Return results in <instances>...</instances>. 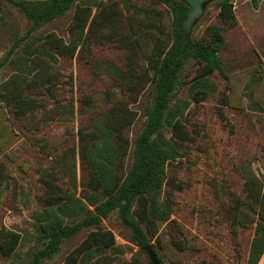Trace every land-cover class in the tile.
Returning a JSON list of instances; mask_svg holds the SVG:
<instances>
[{
    "label": "rangeland",
    "instance_id": "rangeland-1",
    "mask_svg": "<svg viewBox=\"0 0 264 264\" xmlns=\"http://www.w3.org/2000/svg\"><path fill=\"white\" fill-rule=\"evenodd\" d=\"M115 1L124 11V4L131 5L129 13L136 18L133 30L122 19L114 33L107 28L91 38L87 50L79 47L73 57L55 55L54 72L59 75L56 96H48L40 86L36 91L43 93L31 92L44 103L33 120H19L12 104L0 100V231L13 230L21 236L11 255H0V264H28L31 253L41 246L39 214L45 209V192L40 171L51 165L54 155L78 144L79 129L92 131L93 123L120 100L136 113L133 124L125 130L129 141L125 169L131 165L134 141L152 101L151 72H147L133 101L124 82L97 64L108 62L126 72L134 60L144 72L143 52L149 53L158 37L168 40L173 16L167 6L151 0ZM230 1L237 19L235 26L228 28L220 22L218 0H213L190 34L192 42L205 36L209 26L222 28L225 46L218 56L224 75L215 70L207 78V86H197L194 76L200 65L190 57L178 74L177 87L170 98V107L186 103L182 120L192 139L186 143L183 156L167 167L168 175L174 173L183 189L172 192V213L159 226V243L155 238L150 242L166 264H244L254 232L253 227L239 229L234 237L227 210L235 197L244 196L243 167H249L264 183V0H258L257 6L250 0ZM73 11L72 7L64 16L42 24L34 35L54 33L68 40ZM92 11L95 13V7ZM30 25L19 9L7 2L0 4V59ZM21 48L17 49L19 55L23 54ZM14 73L11 64L3 66L0 86ZM197 89L207 93L199 102L193 99ZM55 108L61 113L49 119V112ZM163 133L166 138L171 136L167 123ZM40 143L46 144L45 151L39 149ZM86 178L77 159V195ZM60 183L66 186L68 181L64 178ZM169 190L165 184L162 196ZM101 227L113 233L119 248L107 252L112 258L110 264H151L116 212L103 218ZM93 229L85 228L65 240L60 251L42 264H61ZM178 239L183 248L173 245ZM258 264H264V254Z\"/></svg>",
    "mask_w": 264,
    "mask_h": 264
},
{
    "label": "trees",
    "instance_id": "trees-1",
    "mask_svg": "<svg viewBox=\"0 0 264 264\" xmlns=\"http://www.w3.org/2000/svg\"><path fill=\"white\" fill-rule=\"evenodd\" d=\"M151 1L167 6L173 18L168 40L158 37L153 49L149 53L143 52L145 71L142 72L134 60H131L126 72L108 62L97 64L104 65L107 71L124 82L133 94V101H136V93L144 85L147 72H151L152 101L134 141L131 165L125 169L129 146L125 130L133 124L136 113L120 100L93 123L92 131L79 129L78 144L54 155L51 165L40 171L45 192V209L39 214L41 246L31 253L28 264H42L60 251L65 240L85 228L95 229L87 233L61 264H110L112 258L107 252L119 248L115 245V236L101 227V221L112 212L117 213L138 246L143 248L153 238L159 243V226L168 221L172 213V192L183 189V183L174 173L168 175L167 167L183 156L186 143L192 139L182 120L186 103L170 107V98L177 87L178 74L190 57L200 65L194 76L197 86H207V78L215 70L224 75L218 52L225 42L222 28L212 25L207 27L205 36L192 41L188 47L185 21L190 8L180 0ZM250 1L253 6L258 5V0ZM2 2L19 9L31 22L26 32L14 40L0 59V69L9 63L15 70L9 80L0 86V100L11 103L14 115L21 121L33 120L36 110L44 108L41 98L31 94L33 90L37 94L43 93L36 91L38 86L48 96H56L55 85L59 75L54 72L55 55L73 57L79 47L80 50H87L90 39L104 29L108 28L109 32L114 33L124 19L133 30L136 21L135 16L129 13L131 5L124 4V11L115 0L107 3L96 0H0V4ZM217 6L220 22L228 28L235 26L237 19L233 3L218 0ZM72 7L74 11L68 40L54 33L34 35L42 24L64 16ZM133 41L137 47H141L136 39ZM20 46L23 54L19 55L17 49ZM206 96L203 89H197L193 99L199 102ZM51 111L47 116L49 119L61 113L56 108ZM165 123L171 127L168 138L163 133ZM38 146L45 151V143ZM77 159L87 177L82 182L83 190L79 195L76 193ZM242 169L244 196L233 199L227 210V220L234 237L239 229L253 227L244 264H258L264 254V183L249 167ZM64 178L68 181L66 186L60 183ZM165 184L169 185L170 190L163 197ZM68 219L71 221L67 222ZM179 233L182 232L179 230ZM20 238L16 231L1 230L0 255H11ZM173 245L183 248L180 239L174 240ZM157 257L161 264H166L159 255ZM173 264L182 263L175 261Z\"/></svg>",
    "mask_w": 264,
    "mask_h": 264
},
{
    "label": "water",
    "instance_id": "water-1",
    "mask_svg": "<svg viewBox=\"0 0 264 264\" xmlns=\"http://www.w3.org/2000/svg\"><path fill=\"white\" fill-rule=\"evenodd\" d=\"M184 2L190 11L187 14L185 21V41L188 47L191 45L190 34L194 24L202 17L205 12L206 6L213 0H180ZM146 252L151 264H160L156 252L152 249L151 245L148 244L143 247Z\"/></svg>",
    "mask_w": 264,
    "mask_h": 264
}]
</instances>
